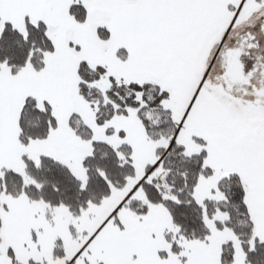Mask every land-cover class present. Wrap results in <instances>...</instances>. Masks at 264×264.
<instances>
[{
	"label": "snow or ice",
	"instance_id": "1",
	"mask_svg": "<svg viewBox=\"0 0 264 264\" xmlns=\"http://www.w3.org/2000/svg\"><path fill=\"white\" fill-rule=\"evenodd\" d=\"M0 264H264V0H0Z\"/></svg>",
	"mask_w": 264,
	"mask_h": 264
}]
</instances>
